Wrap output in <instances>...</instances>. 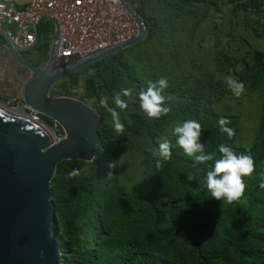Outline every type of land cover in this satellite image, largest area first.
<instances>
[{
    "label": "trees",
    "instance_id": "1",
    "mask_svg": "<svg viewBox=\"0 0 264 264\" xmlns=\"http://www.w3.org/2000/svg\"><path fill=\"white\" fill-rule=\"evenodd\" d=\"M127 1L147 27L143 52L83 69L93 74L84 78L80 97L79 72L62 80L52 96L78 98L101 116L94 160L63 161L52 180L62 264H264V49H250L251 40L239 31L264 38V0ZM222 13L228 22L214 19ZM42 29L53 36L49 19ZM228 76L245 85L248 98H259L251 139L243 136L238 114L220 110L235 97ZM160 77L168 80L162 94L171 110L153 119L140 107L139 93ZM126 88L132 96L123 97L126 109H116L125 126L119 135L100 101L115 108L114 94ZM221 117L230 121L233 136L220 130ZM187 119L201 124V142L213 160L197 164L176 144L174 127ZM163 138L172 144L169 160L149 151ZM221 144L255 161L252 176L244 177L243 197L231 204L213 199L206 187ZM126 150L131 154L123 160ZM73 169L79 174L70 179Z\"/></svg>",
    "mask_w": 264,
    "mask_h": 264
},
{
    "label": "water",
    "instance_id": "2",
    "mask_svg": "<svg viewBox=\"0 0 264 264\" xmlns=\"http://www.w3.org/2000/svg\"><path fill=\"white\" fill-rule=\"evenodd\" d=\"M121 2L138 24V36L85 59L58 58L52 45L50 57L36 65L23 56L35 46L17 49L0 31L4 37L0 51L32 73L24 90L25 107L50 118L65 133L63 140L55 141L45 125L0 105V264L63 262L62 244L55 234L52 180L63 161L94 160L102 141L101 116L79 99L52 97L51 90L58 82L146 40L143 17L127 0Z\"/></svg>",
    "mask_w": 264,
    "mask_h": 264
},
{
    "label": "built area",
    "instance_id": "3",
    "mask_svg": "<svg viewBox=\"0 0 264 264\" xmlns=\"http://www.w3.org/2000/svg\"><path fill=\"white\" fill-rule=\"evenodd\" d=\"M0 18L16 26L5 31L17 49L27 50L38 45L37 35L44 19L52 21L55 30L53 46L58 58L89 56L103 52L138 36L139 27L121 0H0ZM1 53V51H0ZM3 68L0 66V79ZM5 108L15 112L21 105L17 99L9 100ZM32 112L39 122L40 115ZM57 132L55 141L65 138Z\"/></svg>",
    "mask_w": 264,
    "mask_h": 264
},
{
    "label": "clouds",
    "instance_id": "4",
    "mask_svg": "<svg viewBox=\"0 0 264 264\" xmlns=\"http://www.w3.org/2000/svg\"><path fill=\"white\" fill-rule=\"evenodd\" d=\"M226 83L233 94L239 97L245 91V85L233 78L226 77ZM168 87V80L165 77H160L156 82H149L146 90L139 93L140 107L149 118L159 119L161 116H166L170 112V108L165 106L166 97L162 94L163 90ZM132 89H123L113 96L115 108L109 106L107 100L102 99L101 105L110 113L113 121L115 133L123 135L125 126L120 120V113L116 109L124 110L128 107L127 102L123 97H131ZM220 130L228 134L229 137L234 135V130L227 127L230 123L224 117L218 121ZM174 135L176 136V144L183 149L184 153L192 157L197 164L211 161L214 159L212 154H205V144L201 142L202 126L193 119H187L181 124L174 127ZM171 142L163 138L159 141L158 149H149L154 156H159L162 160H169L172 156ZM221 157L215 159L214 168L207 172L206 187L215 200L226 201L231 204L239 201L246 189L247 185L244 182V177H251L255 171V161L250 154H237L230 146L219 145ZM116 165L112 163L110 168ZM79 174L78 169H73L69 173V178H73ZM112 174L109 173V177ZM188 179L193 180V176L188 174ZM264 188V181L260 184Z\"/></svg>",
    "mask_w": 264,
    "mask_h": 264
},
{
    "label": "rangeland",
    "instance_id": "5",
    "mask_svg": "<svg viewBox=\"0 0 264 264\" xmlns=\"http://www.w3.org/2000/svg\"><path fill=\"white\" fill-rule=\"evenodd\" d=\"M224 14L225 13H222L220 15L216 14V15H214V19L220 21L219 20V19H221L220 16H222ZM226 14H228V13L226 12ZM221 20H223L224 22H228L226 19H221ZM209 21H211V19H209ZM245 21H248V20H245ZM4 24L6 26V27L4 26V28L9 29L10 25L7 24V22H4ZM239 31L242 32V34H244L246 38L251 40L252 46H250V49L251 48L264 49V38L256 40L252 37L251 31L245 33V32H243L242 27H240ZM220 37L225 39L226 35L221 33ZM53 39H54V37H51V36L48 37L47 33L42 29L40 31V40H39L38 45L33 50H31V52L25 53V56L30 57L33 54H40L41 59L43 61H46L51 55ZM214 39H215V37L211 38V40H208L207 44L213 45ZM207 44L205 43L204 45L206 46ZM221 48H223V46H221ZM144 49H145V45H143V43L141 42V43L135 45L134 47L128 48V50H123V51H121V53L119 52L116 55L119 56V59H123V60L127 61L130 58L136 57L137 55H139V53H142ZM116 55H113V56H116ZM17 66H19V65H17ZM25 74H26V76H28V75L32 76V73L30 71H26ZM91 74H93L92 70H90V71L89 70L88 71H85V70L82 71L81 70L79 72L80 87L75 89V91H77L76 93L79 95V97L83 93V83H84L83 80H84V78L86 76H90ZM60 82H58L57 84H55L53 86V88L51 90V96H53V92H54L55 88L57 86H60ZM248 96H249V94L247 93V91L245 89V91L239 97L235 96L233 100H231L228 103H224L220 107L221 111H228V112L236 113L240 116L241 123H242L243 136L246 137L245 139H251V137H252L251 132H250V135H248V131L253 126V124L256 123L257 108H258V102H259V98L254 97L255 95H252L251 98H248ZM76 99H78V98H76ZM0 105L2 107L6 106L3 102H1ZM15 113L32 118V112L30 110H28L26 107H24V105H21L19 110H16ZM39 122H40V124L45 125V127L48 128L50 133L54 136V140H55L56 136L58 135L57 132L55 131V128L48 126L43 121V119H41V117L39 119ZM245 132H247V134H245ZM171 133H173V131H168L167 135L171 136ZM130 154H131V151L129 152L128 150H126L124 153L123 160L128 159L130 157Z\"/></svg>",
    "mask_w": 264,
    "mask_h": 264
},
{
    "label": "crops",
    "instance_id": "6",
    "mask_svg": "<svg viewBox=\"0 0 264 264\" xmlns=\"http://www.w3.org/2000/svg\"><path fill=\"white\" fill-rule=\"evenodd\" d=\"M10 25L9 29L4 28L5 24ZM6 27V26H5ZM14 27L7 20L0 18V31L6 30L12 31ZM40 36V33H39ZM55 36V30L52 37ZM40 40V37H39ZM39 43V41H38ZM4 45V37L0 34V46ZM13 64L7 55L0 53V66L3 68V76L0 79V103L6 104L9 100L17 99L18 102L23 103L24 90L27 86L31 76H26L25 72H22V66L19 64ZM19 65V66H17ZM11 66H13L11 69ZM20 67V68H19Z\"/></svg>",
    "mask_w": 264,
    "mask_h": 264
},
{
    "label": "flooded vegetation",
    "instance_id": "7",
    "mask_svg": "<svg viewBox=\"0 0 264 264\" xmlns=\"http://www.w3.org/2000/svg\"><path fill=\"white\" fill-rule=\"evenodd\" d=\"M36 47V46H35ZM34 47V48H35ZM33 48V49H34ZM33 49H31V50H33ZM31 50H29V51H26V52H24L23 53V56L25 57V59H27L29 62H31V63H33V64H36V65H39V64H41V63H43V62H45V61H43L42 59H41V56H40V54H33L32 56H30V57H27V56H25V53H29V52H31ZM14 64H18V63H16V62H13V64H11V65H14ZM20 65V64H19ZM22 66V65H21ZM13 66H11V69H13L12 68ZM22 72H26V71H28L25 67H23L22 66Z\"/></svg>",
    "mask_w": 264,
    "mask_h": 264
},
{
    "label": "bare ground",
    "instance_id": "8",
    "mask_svg": "<svg viewBox=\"0 0 264 264\" xmlns=\"http://www.w3.org/2000/svg\"><path fill=\"white\" fill-rule=\"evenodd\" d=\"M14 114H15V112H14ZM17 114V113H16ZM18 115H20L21 116V114H18ZM33 119V118H32Z\"/></svg>",
    "mask_w": 264,
    "mask_h": 264
}]
</instances>
